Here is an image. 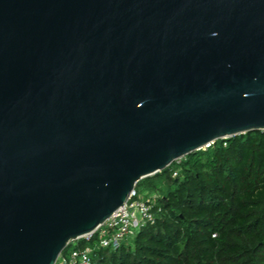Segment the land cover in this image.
Instances as JSON below:
<instances>
[{
    "label": "water",
    "instance_id": "obj_1",
    "mask_svg": "<svg viewBox=\"0 0 264 264\" xmlns=\"http://www.w3.org/2000/svg\"><path fill=\"white\" fill-rule=\"evenodd\" d=\"M264 130V0H0V264H57L140 180Z\"/></svg>",
    "mask_w": 264,
    "mask_h": 264
},
{
    "label": "trees",
    "instance_id": "obj_2",
    "mask_svg": "<svg viewBox=\"0 0 264 264\" xmlns=\"http://www.w3.org/2000/svg\"><path fill=\"white\" fill-rule=\"evenodd\" d=\"M140 186L160 194L155 223L117 250L95 249L92 264H264V130L217 140Z\"/></svg>",
    "mask_w": 264,
    "mask_h": 264
},
{
    "label": "built area",
    "instance_id": "obj_3",
    "mask_svg": "<svg viewBox=\"0 0 264 264\" xmlns=\"http://www.w3.org/2000/svg\"><path fill=\"white\" fill-rule=\"evenodd\" d=\"M214 143L212 142L202 149H207ZM173 175L177 176L178 172L175 171ZM159 196L157 191H147L141 194L135 189L128 201L115 211L109 219L99 225L93 233L81 237L85 238L87 242H91L95 237L94 245L81 246L79 245L81 238L73 240L75 247L71 255L60 256L61 259L59 258L57 264H92V254L95 249L110 248L117 250L148 224L155 223V206Z\"/></svg>",
    "mask_w": 264,
    "mask_h": 264
},
{
    "label": "rangeland",
    "instance_id": "obj_4",
    "mask_svg": "<svg viewBox=\"0 0 264 264\" xmlns=\"http://www.w3.org/2000/svg\"><path fill=\"white\" fill-rule=\"evenodd\" d=\"M156 185L157 186H159V187H162L163 186V180H157V182H156ZM151 186H140V188H139V192L141 193V194H143V193H145V192H151L152 190H151ZM135 237V236H134ZM133 237V238H134ZM132 238V239H133ZM74 249V246L73 245H69L67 248H66V253L68 254V256H70L71 255V253H72V250Z\"/></svg>",
    "mask_w": 264,
    "mask_h": 264
}]
</instances>
